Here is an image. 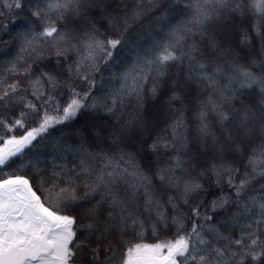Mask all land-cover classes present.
I'll use <instances>...</instances> for the list:
<instances>
[{"label": "snow or ice", "instance_id": "snow-or-ice-1", "mask_svg": "<svg viewBox=\"0 0 264 264\" xmlns=\"http://www.w3.org/2000/svg\"><path fill=\"white\" fill-rule=\"evenodd\" d=\"M118 8L0 0V53L18 45L0 58V264H264V0ZM245 14L250 27L230 31ZM145 20L151 43L97 95V74ZM163 88L168 119L149 142L143 108ZM58 125L74 167L49 171L34 142Z\"/></svg>", "mask_w": 264, "mask_h": 264}, {"label": "trees", "instance_id": "trees-1", "mask_svg": "<svg viewBox=\"0 0 264 264\" xmlns=\"http://www.w3.org/2000/svg\"><path fill=\"white\" fill-rule=\"evenodd\" d=\"M119 0H108V6L110 9L120 11L121 9L118 8ZM181 5V9H182ZM179 18L180 13L177 12L174 14ZM149 22L145 20L144 25L133 27L125 36L124 38V45L121 48H118L114 53V60L106 67H102V79L101 74H97L98 78V85L97 88L94 90L97 95H100L103 91L107 90L108 88L112 87L114 85V81H112L111 77L114 74H119L124 67L127 66V64L130 62L131 54L132 52L138 48V47H144L147 48L151 41L148 39V37L144 34L145 26H147ZM251 25L250 18L245 14L244 16L237 15L229 24V30L230 31H244L248 29ZM152 31L153 37H155L159 29L153 28L149 29ZM13 30V34H14ZM4 39L7 41L8 37L5 36ZM233 46L236 51H238L242 58H250L249 53L252 54L254 57L256 55V51L258 48V44L254 46L253 48H244L241 50L239 47H237V42H233ZM18 45L15 42H12L11 46L6 49L5 53H0V58L8 59L13 56H15L17 51ZM173 74L179 73L180 75H183V72L178 68H172L171 69ZM187 93H189L191 96L196 95V89L195 87H189L187 90ZM167 88L162 89V95L159 100H152L147 99L143 108V116L144 119L147 121L148 127L147 130L144 132L143 138L150 142V137L155 135L156 131H160L165 126V121L168 119L166 116V110L163 106L164 98L167 96ZM66 99V97H65ZM246 99H253L250 97H246ZM254 102V99H253ZM189 119H191L192 113H187ZM87 119V116H80L76 121H74V125L76 127H79L81 124H83L84 120ZM63 126H56L57 131L53 132V135L50 138L39 140L38 142H34L36 145V152L37 155L41 158V168H46L49 171L53 167H63L66 166L67 168L74 167V159L71 155V153H64L63 156L60 154L58 140L61 138V133L59 129H61ZM52 130H50L51 132ZM68 143L72 145V147H76V144L73 143L72 140H68ZM141 161V163L147 167L152 157L150 154L146 152H141L138 157ZM78 163V161H77ZM28 175H31V173H28ZM222 219V216L220 217ZM228 234V233H225ZM141 242V241H138ZM144 243H155L156 237H154L151 232H148L145 234V237L143 239Z\"/></svg>", "mask_w": 264, "mask_h": 264}]
</instances>
